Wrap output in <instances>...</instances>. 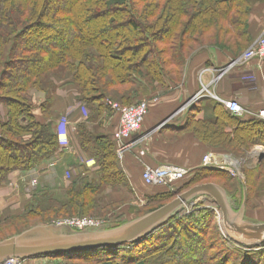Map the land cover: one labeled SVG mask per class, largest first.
<instances>
[{
	"label": "trees",
	"instance_id": "trees-1",
	"mask_svg": "<svg viewBox=\"0 0 264 264\" xmlns=\"http://www.w3.org/2000/svg\"><path fill=\"white\" fill-rule=\"evenodd\" d=\"M257 6L264 8V0H0V107L4 110V114L0 110V187L13 172L32 171L62 154L52 124L35 114L30 92L51 95L56 81L69 79L79 87L78 100L89 110L78 126L77 138L83 153L98 163L101 179L97 185L87 171L79 170L64 190V201L53 189L38 190L30 204L36 201V207L33 204L24 213L0 221V235L7 227L42 213L50 218L47 222L66 217L96 219L98 200L92 194L103 186L130 189L114 139L97 133L100 129L94 124L112 111L113 103L131 105L154 86L165 92L180 86L193 60L208 49L234 58L242 55L252 44L250 16ZM211 102L214 119L191 115L176 132L194 133L213 151L236 156L247 152L254 137H261L256 144L264 145V121L234 117L223 103ZM258 170L252 186L249 173L241 185L243 199L244 191L247 195V218L254 212L249 208L253 191L264 190L258 184L264 161ZM191 174L178 191L158 188L147 196L154 205L144 214L207 178L222 181L242 205L243 200L228 190L234 188L229 173L197 167ZM218 212V206L207 199L202 209L177 215L135 244L46 257L120 258L116 264H168L169 260L172 264H264V244L235 243L225 234Z\"/></svg>",
	"mask_w": 264,
	"mask_h": 264
},
{
	"label": "crops",
	"instance_id": "crops-1",
	"mask_svg": "<svg viewBox=\"0 0 264 264\" xmlns=\"http://www.w3.org/2000/svg\"><path fill=\"white\" fill-rule=\"evenodd\" d=\"M259 8L255 9L250 16V24L255 32L258 30L257 27L264 28V8ZM233 58L218 49H208L193 60L186 82L172 88L169 92L164 91L157 95L158 102L150 105L142 131L135 141L148 133L150 135L146 136L144 143H135L137 147L134 144L125 153L123 161H119L127 176L129 175L134 181L136 177H139L141 184L148 188L142 179V172L146 166L154 167L159 163H164L191 169L200 167L202 157L207 151H213L212 147L200 142L194 133L180 134L176 131L191 115H196L197 119H214L211 100L220 102L219 99L236 98L242 106L251 110H258L264 106V61L261 63L256 60L252 61L245 68L235 71L238 74L240 71H245L252 76L253 80L249 82V87L235 80L236 77L224 76L215 81L218 78L219 69L228 65ZM55 83L57 86L51 95L38 91L30 92L34 98V112L40 120L52 124L59 139L60 121L64 116H68L72 151L67 152L60 146L62 154L58 158L32 171H15L10 174L7 182L0 187V221L26 211L32 203L31 182L35 177L38 178V183L41 179L42 182L43 180H49V182L56 180L57 182L61 176L57 175L56 169L63 165L67 170H83L88 174L97 173L99 170L98 163L83 153L77 138L78 126L86 120L89 114V110L78 100L79 87L71 79ZM197 95H200L199 98L191 104L187 112H179L183 105L180 103L184 99L189 101ZM50 97L51 100H49ZM0 110L4 114L3 107H0ZM163 123H165L164 126L160 127ZM95 126L100 129L99 132L102 135L113 138L119 126V115L113 110L110 113H104L94 124ZM51 164L54 165L51 167ZM129 176L130 189L127 190L126 195L130 199L137 198L139 197L137 187ZM48 184L44 186H51V183ZM253 217L254 215L247 219L257 221ZM40 260L41 258L31 261L24 260L23 264H38Z\"/></svg>",
	"mask_w": 264,
	"mask_h": 264
},
{
	"label": "water",
	"instance_id": "water-1",
	"mask_svg": "<svg viewBox=\"0 0 264 264\" xmlns=\"http://www.w3.org/2000/svg\"><path fill=\"white\" fill-rule=\"evenodd\" d=\"M200 198H209L218 206L222 228L235 243L247 247L264 244V222L246 217V192L239 207L227 190L218 184L207 183L189 189L155 211L115 227L102 225L77 231L67 225L34 226L0 241V264L11 258L29 260L135 244L181 214L187 204Z\"/></svg>",
	"mask_w": 264,
	"mask_h": 264
},
{
	"label": "rangeland",
	"instance_id": "rangeland-1",
	"mask_svg": "<svg viewBox=\"0 0 264 264\" xmlns=\"http://www.w3.org/2000/svg\"><path fill=\"white\" fill-rule=\"evenodd\" d=\"M52 5H56V2L55 3L53 2ZM259 7L257 6L256 8L260 9ZM86 11L87 12L85 13V15H88L89 14L88 12L90 10L86 9ZM253 11H255V9ZM52 18L49 19L51 25L53 24L52 23ZM250 19H251V17H250ZM257 28H258V30H257V32H255L254 28L251 25L252 38H253L251 46L254 45L259 40V38L264 34V30H263L264 28H260V27H257ZM233 59H235V58H233ZM226 77L227 78L236 77V79L235 78H233V79H235L237 81H240V83H242V85H245L247 87H249V82H251L253 80L251 78L252 76H249V73H246L245 71H242V72L240 71V74H238V72H235V70H234L229 75H226ZM157 88L155 86L152 87V89H150L151 90L150 93L144 95L143 97H141V99H138V100H136V101H134L132 103L134 104V103H138V102L143 101V100H148L149 104L151 105L152 103L158 102V99H157L158 96L157 95L158 94L160 95V93H163L164 92L163 91L164 88L163 89H161V88L159 89L158 86H157ZM186 101H187V99H184L180 103V105L181 104L185 105ZM183 105L181 107H183ZM97 133H99V131ZM149 135H150V133H148V135H146V136L148 137ZM137 137H138V135L133 138V141ZM145 138H143L142 140H137L136 144L144 143V139ZM256 139L257 140H261L262 138L259 137V136L258 137H254V139L252 141H250L249 144H248L249 148L247 149V152L246 151L237 152L238 156L230 154L235 159H237L238 161H244L242 163L241 167H240L241 172L243 174V176L241 178H236V177H233L231 174H229V176L234 181V184H232V185H234V188H231V186H228V190L231 192L232 195L236 193L235 195L237 196V199L240 200V201H242V200L244 201V199L242 197V193H241L242 192L241 185H245L246 184V181H247L246 174L249 173V176L251 178L250 179L251 180V186H252V184L255 182L254 175H258L259 176V174H260V173L258 174V172L260 171V170H258L259 169V164L262 161H264V158H262L263 156L259 157V158H254L253 156H251L252 151L258 145H261V146L264 147V145H262V144H258V143L256 144ZM136 144H135V147H137ZM209 152H211V151H209ZM207 153H208V151L205 153V155ZM203 157H202V160H203ZM162 164H164V163H159L156 166L162 165ZM201 164H202V162H201ZM56 170H57V175L61 176V179L59 181H57V182H55L56 180L55 181H51V182H49V180H46V181L43 180V182H42V179H41V182L38 183L39 185L37 184L36 189L31 191L32 195H34V193L37 192L38 190L53 189V190L56 191L55 196L57 198H59L60 201L66 200V195H65L64 190L68 188V186L70 185L71 181H73V179L76 176L78 171H74L73 169L67 170V169L64 168V165L61 168H58ZM191 175L192 174H189L185 181H183L181 183H178V184L171 185L169 187L165 186V187H148V188L144 187L141 184V181L138 180L139 177H136V180L134 181V179L131 178L128 175L130 177V179L132 181H134V184L137 187V191H138L137 194L139 196L137 198L134 197L132 199H130L126 195L127 190L129 191V189L114 188V187H110V186H107V187L103 186L102 188H99L94 194H92L90 196L91 198L92 197H96L97 200H98L97 204H98L99 208L96 211V213H97L96 219H98L103 224L108 225L109 227H115V226H119V225H122L124 223H127L129 221L135 220V219H137L139 217H142V216L146 215L144 213L147 212L148 209L150 207H153V205H154V204H150L148 202V200L146 199L147 196H149V195H151V194H153V193H155L157 191H160L161 189H166V188L172 189L174 191H178L179 189L183 188L184 182H187L189 180V178L191 177ZM128 176H127V178H128ZM89 177L91 178V181H93L97 185H100V180L101 179L97 175V173L89 174ZM35 178L38 180L37 177H35ZM262 178L263 179L258 182L259 185H264V175L262 176ZM128 180H129V178H128ZM48 183H51V186H44V185H49ZM207 183H215V184L220 185L221 187H223L222 184L224 185V183L222 181L218 180V179L207 178V180L205 182H201L199 184H196L195 186L203 185V184H207ZM195 186H193V187H195ZM158 188H161V189H158ZM253 194H254L253 195L254 200H252V202L249 203L250 206H251L249 208L254 210V212H253L254 217L253 218H255V220H257L255 222H264V190L261 193H259L255 189V191H253ZM244 196H245V191H244ZM176 198H177V196L172 198L169 202H166L164 205L170 203L171 201H173ZM206 202H207V198L197 199L194 202L187 204L185 206L184 211L182 213L190 214L191 212H194L195 210L202 209L205 206ZM35 203H36V201L35 202L33 201V204L36 207L37 203L36 204ZM39 203L40 204H44V205H48L49 204V203L43 202V201H40ZM32 205H29L28 207L30 208V206H32ZM142 214H144V215H142ZM73 218H82V217H73ZM93 218L95 219V217H93ZM67 219H72V218L66 217V218L55 219L53 221H48L47 222V220H50V218L46 217V214L42 213L41 216L35 217L34 219L28 218L25 222L18 223V224H16V226L15 225H11V226L9 225L10 227H7V229H5L4 232H2V234L0 235V238L1 239L2 238L8 239V238L14 236L12 234H15V233H16L15 235L19 234L18 231L21 232V231L30 229V228H32L34 226H38V225H48V224L59 225L57 222L65 221ZM218 219H219V222L221 224L220 213L218 215ZM49 222H51V223H49ZM172 230L173 229H171V231ZM5 239H3V240H5ZM164 241H166V240H164ZM185 243L186 242L184 241L183 244H185ZM189 243H190V241L188 242V244ZM29 260L31 261L32 259H29ZM101 261L102 262H111L112 264H116L118 262L119 263L121 262L120 258L119 259L118 258L117 259H113V260H109V258H103V259L100 258L97 261H95V260L67 259L65 257H42L38 264H103V263H100ZM168 264H172V262H170V260H169Z\"/></svg>",
	"mask_w": 264,
	"mask_h": 264
},
{
	"label": "built area",
	"instance_id": "built-area-1",
	"mask_svg": "<svg viewBox=\"0 0 264 264\" xmlns=\"http://www.w3.org/2000/svg\"><path fill=\"white\" fill-rule=\"evenodd\" d=\"M264 61V34L259 40L252 45L239 58L234 59L229 66L221 68L220 76L215 80L218 81L222 77L229 75L234 70L243 69L252 61ZM242 72V71H241ZM250 85V83H249ZM195 96L194 98H196ZM228 110L237 117L250 115L254 118L264 121V106L258 110L245 108L240 102L234 98L230 100H221ZM150 104L148 100H143L131 105H122L119 103L112 104V110L119 115V126L113 135L116 145L117 158L123 161L125 153L133 147L137 141H133L134 136L138 135L143 128L146 117L149 113ZM182 109V108H181ZM180 109V110H181ZM179 110V112H180ZM86 113V112H85ZM68 116H64L60 121V146L67 152L72 151L70 141ZM145 136H141L138 140H142ZM239 162L230 154L220 152H208L202 160L201 168L212 169L228 172L233 177L241 178L243 176L241 169L236 165ZM54 164H51L52 167ZM193 169L180 167L170 164H162L158 166H146L142 172V179L147 186L150 187H169L186 178L191 174ZM38 181L34 178L31 182V191L36 189ZM59 225H67L74 230L83 231L86 229H94L102 225L98 219L94 218H72L65 221L57 222ZM24 261L19 258H11L2 264H23Z\"/></svg>",
	"mask_w": 264,
	"mask_h": 264
},
{
	"label": "bare ground",
	"instance_id": "bare-ground-1",
	"mask_svg": "<svg viewBox=\"0 0 264 264\" xmlns=\"http://www.w3.org/2000/svg\"><path fill=\"white\" fill-rule=\"evenodd\" d=\"M238 58H239V57H238ZM235 59H237V58H235ZM233 60H234V59H233ZM233 60H231V61L228 63V65H226V66H229V65L232 63ZM220 70H221V69H219V71H218V72H219L218 77L221 75L220 73L222 72V71H220ZM199 96H200V95H197L196 98L187 101L186 104L183 105V107H182V109L180 110V112H183V111H186V112H187V110L189 109V107L191 106V104H192L193 102H195V101L199 98ZM219 100H220V102H222L221 99H219ZM222 103H223V102H222ZM223 104H224V103H223ZM224 105H225V104H224ZM225 107H226V109L228 110V108H227L226 105H225ZM228 112H229L232 116H234L229 110H228ZM234 117H237V116H234ZM246 117L254 118V117H252V116H250V115H245V116H243V117H238V118L243 119V118H246ZM254 119H257V118H254ZM257 120H259V119H257ZM259 121H263V120H259ZM251 156H253L254 158H259V157L264 156V147L262 146V148H260V147L257 146V147L252 151ZM243 162H244V161L236 162V165L239 166V167H241V165H242ZM206 170L219 171V170H212V169H206ZM220 172H224V171H220ZM227 173H228V172H227ZM207 199H209V198H207ZM210 201H211V200H210ZM218 213H220V212H218Z\"/></svg>",
	"mask_w": 264,
	"mask_h": 264
}]
</instances>
